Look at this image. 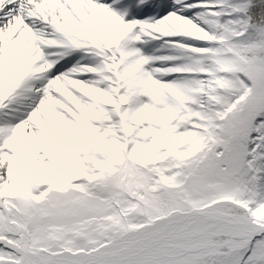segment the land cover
<instances>
[{
  "label": "snow or ice",
  "instance_id": "obj_1",
  "mask_svg": "<svg viewBox=\"0 0 264 264\" xmlns=\"http://www.w3.org/2000/svg\"><path fill=\"white\" fill-rule=\"evenodd\" d=\"M0 264H264V0H0Z\"/></svg>",
  "mask_w": 264,
  "mask_h": 264
}]
</instances>
